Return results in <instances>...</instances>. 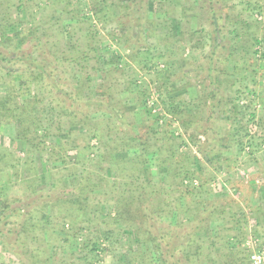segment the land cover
Wrapping results in <instances>:
<instances>
[{
  "label": "trees",
  "instance_id": "trees-1",
  "mask_svg": "<svg viewBox=\"0 0 264 264\" xmlns=\"http://www.w3.org/2000/svg\"><path fill=\"white\" fill-rule=\"evenodd\" d=\"M117 1L122 8L129 10V13L131 9L141 10L145 7L152 9L155 2V0ZM181 1L184 13L194 10L189 6L185 9L184 4L188 0ZM228 1L231 2L197 0L196 11L206 21L205 26L200 28L202 34L199 38L193 39L192 36L191 39L190 35L186 36L188 31L184 29L180 19H176L174 23L176 37H171L172 28L169 23L172 20L169 18L174 17L173 10L167 7L169 0L159 2L157 11L161 17L148 18L143 32L140 31V34L136 35L137 39L134 42L137 43L143 41L140 36L144 33L152 37L160 34L159 41L165 45V51L170 54L168 57H174L172 54L175 48L180 47V43L182 46L186 43L192 49H201V44H204L206 39L209 41L210 51L205 57L206 65L195 67L192 71H183L187 66H181L174 80L171 79L172 74L168 69L171 67L169 63L167 70H162L151 61L149 53L139 52L136 56H130L132 62L138 65L139 72L148 74L154 70L149 74L153 76L150 82L164 104L161 109L164 114L161 115L159 111L155 116L150 113L152 109L148 112L143 105L148 100L144 101L147 96V85L138 84L137 78L122 82L120 80L122 75L114 69L101 71L96 58L88 57V53L93 54L94 47L87 46L86 51H83L78 43L81 37L71 41L76 32L74 27L69 26L68 29L73 30L71 34L67 27L61 25L59 20L61 16L52 24L58 26L56 30L61 36L60 39L50 34L51 28L44 29L34 38L33 28L19 27V19L17 15L14 16V12L18 13L23 9L25 1L0 0V125L5 126L13 134L14 142L25 147L26 154L25 161L18 162L12 151L0 146V197L17 176V166H22L34 175L37 169L36 154L45 155L43 171L50 176L52 188L48 191L38 190L36 187L42 180L39 182V178L30 177L28 182L36 180L37 184L31 188L29 204L23 208H10L8 202L1 201V245L6 246L8 255L21 258L18 260L11 258L8 264H48L49 258L46 254L49 245L53 243V238L49 240L46 235L50 233L49 230V233H46V207L50 209L48 223L57 231H64L65 218L70 220L69 230L72 232H75V229H82V224L88 228L89 212L93 208L96 212L98 210L96 207L102 206L104 202L99 199L91 207L88 203L91 200L89 198L92 196L94 198L96 191L100 189L99 183L105 181V178L107 182L109 179L107 173L113 171L117 174L112 180L109 179L112 195L106 203L110 212L113 211L114 214L106 215L110 223L106 220L103 222L112 228L122 226L135 232L137 248L125 256L124 264H249L247 255L240 248L242 235H237V226L243 223L244 218L239 205L227 194H215V189L210 184L212 177L209 172L205 180H202L200 177L204 172L202 163L194 156L178 151L179 139L182 145L186 144L182 143L180 137L174 139L167 131L169 123L177 119L192 144L200 153H204L208 146L217 141L213 122L215 110L223 101L221 93L223 86H232L238 75L245 77L254 66L256 61L254 55L256 56L258 52L254 48L260 44L258 33L261 34V39H264V0H258L254 5L253 0H239L237 4H228ZM238 6L242 9H238ZM248 11L251 12L249 16L252 13L262 14L263 20L245 19L242 13ZM138 19L137 28L144 17ZM34 39L38 43L32 47L31 42ZM50 39L53 41L49 47ZM37 48L41 50L39 55H35ZM177 54L178 58H181L180 51L177 50ZM260 58L264 62V53ZM229 62H232V68H229ZM60 67L63 71L67 70L68 76H62L65 72L60 73L58 71ZM199 70L206 72L205 80L209 83L208 87L204 85V81L201 82L204 85L201 87L198 83L195 86L186 78L190 74H193L195 79L199 78L201 73ZM261 71V75L264 76V69ZM99 72L101 80L98 89L103 96L97 98L95 100L97 103L94 104L91 102L96 92L89 88L91 80ZM179 81L183 82L182 88L196 87L197 99H191L192 101L187 103L188 101L178 100L176 95L173 96ZM256 84L252 82V85ZM237 91V94L242 93V97L248 101L249 97L245 96L244 92ZM123 92L139 106L137 113L132 111L129 119H126L124 113L123 116L120 115L118 110L114 113L115 109L128 105L127 98L119 97ZM251 93L253 94L252 91ZM240 96L237 95L232 102L238 101ZM250 104L251 102L246 106ZM91 106H99V110L107 114L104 123H102L104 120L92 122ZM163 116H169L170 119L165 126L159 127L157 124L161 123ZM249 118L253 119L254 114L250 113ZM100 123L101 126L98 125ZM201 125L203 130H199ZM66 127H79L82 130L80 132L86 134L88 139L98 140L100 145L98 153L90 155L88 152L91 146L82 138L74 142L63 138L59 143H47L62 135L63 131L68 129ZM198 133H204L206 140L200 142ZM183 139L185 141V138ZM222 141L230 145L232 138L226 139L225 136ZM236 145L242 149V143L238 142ZM71 149L76 150L73 164L68 163L71 159L67 151ZM84 155L87 159L88 157L93 159L98 167L100 164L97 157L99 159L105 157L104 161L109 162L104 170L105 178L103 175L84 171L77 177L76 168L81 166L79 160ZM228 159L224 158V164ZM57 162L68 167L57 166ZM217 164L223 166L222 160L218 159ZM12 168L17 172L7 177L5 171ZM214 168L218 170L216 166ZM197 169L201 170L199 175ZM60 170L66 173L64 177H70L72 180L66 183L64 180L61 182L60 178L52 179V174L57 175ZM194 179L199 183H194ZM59 187L62 188L61 191ZM65 188H70L67 194L69 196L63 193ZM261 198L260 206L256 207L254 212L256 211L255 214L260 220L258 226L264 227V196L261 195ZM66 204L75 212V217L66 213ZM22 210L30 211L26 213L23 211L24 214H21ZM85 212H88L87 219L84 218L82 221ZM15 218L22 219L12 221ZM12 234L17 239L13 243H8ZM233 239L237 240L236 243H233ZM62 241L60 236L55 235V241L50 246L54 249L55 258L64 253ZM7 244H10V247H7ZM97 252L98 245L94 243L91 253L96 256ZM55 258L52 264H60Z\"/></svg>",
  "mask_w": 264,
  "mask_h": 264
},
{
  "label": "rangeland",
  "instance_id": "rangeland-1",
  "mask_svg": "<svg viewBox=\"0 0 264 264\" xmlns=\"http://www.w3.org/2000/svg\"><path fill=\"white\" fill-rule=\"evenodd\" d=\"M23 1H25L23 9L18 13L17 11L14 12V16L17 15L19 19V27L23 28L28 26L33 28L35 31L34 38L38 34L40 35L44 29L51 28L52 30L50 31V34H54L60 39L61 36L58 35L56 30L58 26L52 24L55 20H57L58 17L61 16L59 19L61 25L67 27L66 29L69 30L71 34L73 30L70 31V28L68 29V27H74L76 35L72 37L71 41L77 37H81V41L78 43L80 44V48L82 47L81 49L83 51H86V48H88L87 46L94 47L93 54L90 55L88 53V57L90 56L96 58L97 63H100L101 71L105 72L106 70L114 69L122 75V78H120L122 82L131 81L137 78L138 84L142 85L145 83L147 85V96L145 99H143L144 101L146 99L148 100L146 104L143 105L148 112L150 109L155 110L150 111L152 115H155L159 111L161 115L164 114L161 112L164 104L159 99L154 90L153 84L150 82V78L153 76L149 74H152L154 70L152 69V72L149 71L150 73L148 74L141 71L139 72L137 69L139 68L138 65L135 62H132L130 56H136V54L139 52L149 53L152 59L151 61L162 70L168 68L167 65L169 63L171 67L168 69L172 74V80L176 79V76H178L181 66H187L183 71H192L195 69V67L200 68V66L206 65L205 57L210 51L209 41L207 39L204 41V44H201V49H192L188 44L183 43L182 46V43H180V47L175 48L172 54L174 57H168L170 54H167V51H165V45L159 41L160 34H158L159 36L157 37H152L147 36V34L144 33L140 36L143 41H139L137 43L134 42L137 39L136 35L138 36L140 31L143 32V28L146 24L145 22L148 18L151 17L153 19H159L161 17L157 11V5H159L161 2H165V0H155L152 9H148L147 7L141 10L131 9L130 13L129 10L122 8L121 4L117 0ZM257 1L258 0H253L252 5L256 4ZM52 2L53 4H50ZM238 2L239 0H231V2L228 1L227 3L237 4ZM261 2L262 1L259 3L261 4ZM182 5L183 3L181 0H169L168 2L167 7L173 10L172 17H174V19L169 18L172 20L171 23H169L171 25L170 27L172 28L171 37H176L174 23L176 19H180L184 29L188 31L186 36L190 35L191 39L192 36L193 39L199 38L200 34H202L200 33V28L205 26L206 21L205 18L200 16V13L197 12V0H188L184 4L185 9L193 7V11L189 10L184 13V10L181 9ZM238 9L241 10V6H238ZM249 13L251 12H243L242 16L250 21L254 19L256 21L263 20L262 14L252 13V15L249 16ZM139 17L142 19L144 17V19L139 25L140 27L137 28L138 25L136 23H138ZM158 32L163 34L165 33L164 31ZM62 35L64 37L63 33ZM257 37L258 40H260V44L254 48V50L257 49L258 52L256 56L254 55V59H256V61H253L254 66L252 67L251 72L247 73L245 77L238 75L236 82L232 81L234 83L232 86H223L221 92L223 95V101L221 100V105L215 110L213 122L217 141L208 146L204 153H200L189 140L187 134L182 129V126L177 119H173L167 127V131L171 133L174 139H176V137H180L183 141L182 143L186 144V146L182 145L179 139L180 144L178 145V151L186 152L187 155L189 154L191 157L194 156L204 166L203 175H200L201 179L205 180L209 172V175L212 177L210 184L211 187L215 189V194L229 195L233 202L238 204L240 210H242L244 218L243 223L237 226V235H242L240 248L247 255V261L249 264H252L250 256L253 254V252L263 253L264 257V227L258 226V222H260V220L257 218V214H255L256 211L254 212V209L260 206L259 201L261 195L264 196V76L261 75V70L264 69L262 68L264 62L263 59L260 58V55L264 53V39H261V34L259 33ZM170 40L171 39H169V41ZM51 41H53V39H50V44H48L49 47L51 45ZM37 43L38 42L36 39H34L31 42V46ZM31 49L32 48L30 47V50ZM177 50L180 51L181 58H178L179 55L177 54ZM39 53H41V50L38 49V51L35 52V55H39ZM51 59H53V56ZM229 68H232V62H229ZM62 69L63 68L60 67L58 71L61 73L63 71ZM199 71L201 72L199 74V78L195 79L193 74L188 75L186 78H188L191 83H194L195 86L198 83L201 85V87L204 85L208 87L209 83L207 80H205L206 72H202V70ZM63 72H65V74H62V76H68L66 74L68 73L67 70L64 69ZM100 73L101 72L97 73L91 80V85L89 88L93 92H96L92 98L93 102H91L94 104L97 103L95 101L97 98L103 96L101 91L98 89V83L101 80ZM111 80L112 79L110 78L109 81ZM202 81H204V85L201 84ZM252 82L257 84L252 85ZM182 85V81H179L176 84L177 91L175 94H173V96L176 95L175 97H177L178 100L184 99L186 102L188 101L187 103H190V101H192L191 99H197L196 87L195 89H185L182 88ZM237 90L244 92L243 94L249 97L248 101L242 97V93L237 94ZM237 95H241L240 99L233 103L232 100L235 99ZM119 97L127 98L128 105L121 109H115L114 113H117L116 110H118L120 115L123 116L124 113L126 119H129V117H131V112L135 111V113H137L139 106H137L133 99L127 97L125 92L119 94ZM150 102H152V104H149ZM250 102L251 104L246 106ZM90 109L92 112V122H99L103 120L104 121L102 123L105 122L107 114H105L102 110H99V106H91ZM250 113L254 114L253 119L249 118ZM168 119H170L169 116H163L161 123L159 122L157 125H159V127H161V125L165 126L168 122ZM98 125L101 126V123ZM202 126L203 125H201L199 130L204 129ZM89 127L94 129V127L91 125H89ZM66 128L68 129L64 130L62 135L55 137L53 141H49L47 143H59V141L63 138L64 140H69V142H74L76 139L82 138L86 143L89 142L91 146V150L88 152L90 155L91 153H93V155L98 153V148L100 146L98 140L88 139L86 134L80 132L82 130L79 127ZM204 133H198V139L200 142L206 140V135ZM225 136L226 139L232 138L230 145H226V140L221 142V139H225ZM183 138H185V141ZM249 141H251L250 145ZM217 142L220 144H217ZM238 142L242 143V149L239 147V145H236ZM0 146L12 151L13 157H15L18 162L25 161V147L23 145H19L17 142H14L13 134L2 125H0ZM67 152H69L71 159L68 160V163L73 164L75 162L74 159L76 157V150L71 149ZM125 157L128 158L126 155ZM226 157L229 159L224 164V158ZM36 158L37 160L35 167H37V169L35 168L36 170L34 171V175L30 174L22 166H17L18 172H16L18 174L14 177L15 179L12 180L7 189H5L3 195L0 197V204H2L1 201H6L8 202V207L10 208H23L26 204H29L31 201L28 199V196L32 192L31 188H33V185L37 184L36 180L33 182H28L30 177H34L36 179L39 178V182L40 179L42 180L36 189L47 191L52 189L49 180L50 176L48 177V174L43 171V167L45 168V166L42 163H44L46 160L45 155L36 154ZM114 158H116V155ZM217 158L222 160L223 166H219L217 164ZM97 159V161H99L100 167L96 166V162L93 159H90V157L87 159V157L84 155V157L80 158L79 161L81 166H77L76 168L78 169L77 177L82 175L84 171L85 173H93L94 175L100 174L105 178L106 175L104 170L105 167H108L109 162L106 163L104 161L105 157L100 159L97 157ZM234 159H236L235 162ZM56 165L60 167L67 166L60 165L58 162ZM46 166L49 167L48 164ZM215 166L218 170L214 168ZM152 171L155 175L154 169ZM197 171V175H199L201 170L197 169ZM16 172L13 168L7 169L5 171L7 177ZM65 174L66 173H64L63 170H60L57 175L56 173L52 174V179L60 178L61 182L64 180L66 183H68L70 180H72V178L64 177ZM107 174L109 179L112 180L114 175L116 176L117 172L113 171ZM109 179L107 182L106 178L105 181H101L99 183L100 189H96L97 194H95L94 198L93 196L89 198L91 200H89L88 203L91 204V207L95 205L99 199L103 200L104 202L100 207L95 206L98 208L96 212L94 211L95 208L89 212L88 219L90 222L88 224V228L85 227V224H82V229H75V232H72L69 230L71 225L70 220L65 218L64 231H57L53 225L48 223L50 219V209H47L46 207V233H49L50 231L49 234H46L47 239L49 238L50 240V238H53L52 242L54 243L55 235L60 236L63 240L62 248L64 250L62 255L60 254V256L55 258L53 255L54 249L50 247L53 243L50 241V249L48 247L46 254V257L49 258L48 264L54 263V258L55 260H58L60 264H124V260H126L125 256L136 250L137 243L135 239L136 234L134 231L131 229L122 228V226H118L119 228H112V226H108V224L103 222L106 220L107 223H110L106 218V215H109V213L110 215L114 214L113 211L110 212L107 206L109 201L108 198L110 195H112V185L110 184L111 181ZM194 183L199 182L197 179H194ZM58 189H60V191L62 190L61 187ZM69 189L70 188H65L63 193L67 195L69 193ZM65 207L66 213L71 217H75V212L67 204ZM23 211L24 210L21 211V214L29 212L30 210H25L24 213ZM87 214L88 212L84 213L83 218H81L82 221H84V218L85 220L87 219ZM21 219L22 218H15L12 219V221H21ZM67 232L69 235H67ZM16 239L17 238H15V236L12 234L9 236V241L7 242L13 243L16 241ZM236 241L237 240L233 239V243H236ZM94 243H96V246L98 245V252L95 254L96 256L92 255L91 253ZM7 247H10V244H7ZM5 248L6 246L2 247L0 241V264H8L11 258L15 260L21 259L19 256L12 257L11 255H8L7 253L9 251H6L7 248ZM44 260L45 259H43V261Z\"/></svg>",
  "mask_w": 264,
  "mask_h": 264
},
{
  "label": "built area",
  "instance_id": "built-area-1",
  "mask_svg": "<svg viewBox=\"0 0 264 264\" xmlns=\"http://www.w3.org/2000/svg\"><path fill=\"white\" fill-rule=\"evenodd\" d=\"M149 104H152V102H150ZM152 111H155V110L153 109ZM250 258H251L252 264H264L263 253L253 252Z\"/></svg>",
  "mask_w": 264,
  "mask_h": 264
}]
</instances>
